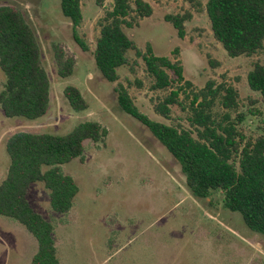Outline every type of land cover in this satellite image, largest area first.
Instances as JSON below:
<instances>
[{"label": "rangeland", "instance_id": "1", "mask_svg": "<svg viewBox=\"0 0 264 264\" xmlns=\"http://www.w3.org/2000/svg\"><path fill=\"white\" fill-rule=\"evenodd\" d=\"M79 1L82 21L77 33L87 50L74 41L60 0H0V6L20 11L32 28L50 81V102L43 116L6 117L0 108V181L9 163L5 140L15 131L65 134L89 120L107 129L103 141H84L82 159L59 165L79 188L68 211L51 209L42 183H32L28 189L30 205L53 224L58 264H264V235L249 229L239 212L223 207L221 191H212L207 198L193 196L177 161L145 126L120 109L115 91L121 84L150 119L187 127L191 91L207 82L230 85L237 91V109L230 111V117L242 115L237 126L247 138H255L264 135V103L249 88L247 73L254 62L264 64V49L252 56H228L212 35L207 0H145L151 15L136 17L124 31L141 52L150 45L153 54L177 61L184 81L191 84L173 85L184 91L179 95L181 104L171 105L166 119L153 105L170 89H151L152 78L133 50L127 53V64L118 68L116 81H107L96 69L98 21L113 0H105L103 6L95 0ZM185 13L190 18L179 37L165 15ZM55 45L75 59L69 77L57 74ZM3 82L0 71V89ZM69 84L80 90L86 109L70 108L63 95ZM213 109L223 112L218 103ZM36 250V239L21 224L0 215V264H29Z\"/></svg>", "mask_w": 264, "mask_h": 264}, {"label": "trees", "instance_id": "2", "mask_svg": "<svg viewBox=\"0 0 264 264\" xmlns=\"http://www.w3.org/2000/svg\"><path fill=\"white\" fill-rule=\"evenodd\" d=\"M104 2L95 0L97 6ZM60 10L71 22L74 41L87 50L77 33L82 21L80 1L60 0ZM205 10L212 35L228 56H252L264 49V0H207ZM151 13L152 7L145 0H134L133 5L130 0H113L111 9L98 21L93 58L101 76L114 82L119 78L118 68L128 62V51L133 50L152 78L151 89H170L153 105L159 115L169 119L171 105L181 104L179 95L184 88L173 85L184 81L182 67L166 56L153 54L150 45L141 52L124 31V27L134 25L136 17ZM189 18L188 13L165 15L179 37L184 35L183 23ZM53 56L58 76L69 77L75 59L57 45L53 46ZM0 71L4 75L0 108L6 117L36 119L46 113L50 81L36 36L21 12L7 5L0 6ZM184 84L191 85L188 81ZM247 84L264 103L263 63H253ZM115 91L120 109L145 126L177 161L186 188L193 196L207 198L212 191H221L223 207L239 212L249 229L264 235V135L247 138L237 126L243 116L236 113V119L230 117V111L237 109L234 87L207 82L203 88L191 91L187 127L150 119L135 105L126 88L117 84ZM63 95L72 110L87 108L76 86L66 85ZM217 103L223 108L222 114L213 109ZM106 135L103 125L89 120L65 134L18 130L6 138L9 163L0 181V215L17 221L36 239L37 250L29 264L59 263L53 224L30 205V185L42 183L48 191L51 209L68 211L79 188L59 165L82 159L84 141H103Z\"/></svg>", "mask_w": 264, "mask_h": 264}, {"label": "crops", "instance_id": "3", "mask_svg": "<svg viewBox=\"0 0 264 264\" xmlns=\"http://www.w3.org/2000/svg\"><path fill=\"white\" fill-rule=\"evenodd\" d=\"M35 254V253H34ZM32 258V257H31Z\"/></svg>", "mask_w": 264, "mask_h": 264}]
</instances>
